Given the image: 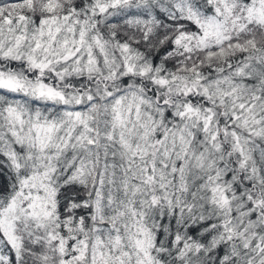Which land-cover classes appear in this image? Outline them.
Instances as JSON below:
<instances>
[{"label": "snow or ice", "instance_id": "obj_1", "mask_svg": "<svg viewBox=\"0 0 264 264\" xmlns=\"http://www.w3.org/2000/svg\"><path fill=\"white\" fill-rule=\"evenodd\" d=\"M0 264H264V0H0Z\"/></svg>", "mask_w": 264, "mask_h": 264}]
</instances>
